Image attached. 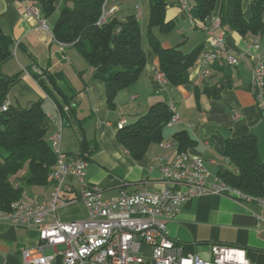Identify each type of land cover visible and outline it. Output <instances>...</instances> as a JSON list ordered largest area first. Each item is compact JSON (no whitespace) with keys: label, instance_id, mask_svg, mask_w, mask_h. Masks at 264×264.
Returning <instances> with one entry per match:
<instances>
[{"label":"crops","instance_id":"crops-1","mask_svg":"<svg viewBox=\"0 0 264 264\" xmlns=\"http://www.w3.org/2000/svg\"><path fill=\"white\" fill-rule=\"evenodd\" d=\"M63 1L59 0L58 11ZM221 1L218 0L211 19L201 22L193 20L190 15L192 2H188L189 9H182L179 0H166V20L174 21L175 28L167 34L154 28L153 33L162 47H177L185 54L199 45L206 48L211 40L208 27L214 19H220ZM253 1H243L246 18L250 16ZM137 5L141 13L138 19L146 65L136 83L119 91L116 107L111 110L107 104L105 82L93 78L94 69L72 45H62L54 40L52 30L58 17L50 27L45 18L38 19L28 14L17 0H0V27L14 41L13 57L2 65V72L7 76L20 73L8 101L13 104L14 100L20 108L40 102L51 120L48 137L62 127V152L65 155L79 153L82 140H86L89 150H95L91 154L85 180L89 185L100 188L105 197H115L122 190L129 193L159 191L163 180L161 166L172 162L177 154L178 146L173 135L180 131L187 132L194 141L187 153L203 160L211 179L217 177L221 169L236 170L224 157L228 140L255 136L259 159L264 161V101H257L252 86L257 54L264 51V34L260 37V49L239 65L225 70L213 68L204 79L193 68L189 81L175 86L164 75L159 76V58L149 43V0H140V3L138 0H106L108 12L115 8L107 19L124 20L137 15ZM41 20H45L48 30L42 28ZM218 32L225 33V48L235 56L246 52L252 43V37L245 39L234 31L221 28ZM44 71L57 75V86L69 97L74 95V109L67 113L66 121L62 119L52 94L34 77L40 75L54 97L62 102ZM222 81L230 83V88L221 92L218 98H212L206 88L215 87ZM158 103L171 106L179 115L180 122L167 126L163 141L153 142L146 156L135 160L117 139L119 125L135 122ZM64 109L67 110V106ZM166 143L170 147L163 148L162 144ZM53 186L54 182L50 181L47 188L33 187L29 196L47 201ZM79 189L76 183L77 194ZM258 213L261 209L255 201L241 202L205 195L185 202L176 219L168 223L167 231L175 242L186 245L188 251L205 258L210 257L211 245L221 244L243 248L252 264H264V222L257 218ZM57 216L65 221L82 220L86 218L87 210L77 197L75 201L59 207ZM39 242L37 228L0 221L3 264H23L22 250L36 248ZM45 254L50 255L52 251L46 249Z\"/></svg>","mask_w":264,"mask_h":264},{"label":"trees","instance_id":"trees-1","mask_svg":"<svg viewBox=\"0 0 264 264\" xmlns=\"http://www.w3.org/2000/svg\"><path fill=\"white\" fill-rule=\"evenodd\" d=\"M17 1L22 3L26 0ZM31 1L36 2L45 19L56 12L59 2ZM105 1L64 0L52 35L59 44L72 45L94 69L93 78L105 82L107 104L114 110L119 91L139 80L146 65V56L142 46L141 24L136 15L124 20L107 19L104 24H98ZM188 1L192 2V19L201 22L211 19L218 3V0ZM243 1H221V28L237 32L245 39L261 37L264 34V0L252 2L248 18ZM166 10V0H149L147 34L149 43L159 58L160 72L168 82L179 86L189 81L195 61L205 46L199 45L186 54L177 47H162L153 29L158 28L165 34L174 30L175 22L166 20ZM13 47V39L4 34L0 27V210L4 212L11 210L12 203L20 200L27 193V188H47L50 173L57 162L48 137L51 120L42 110L40 102H32L30 107L20 108L8 101L10 91L20 76V73L7 76L2 72V65L13 57ZM225 69L227 67L222 68ZM43 74L55 86L63 103L54 97L40 75L36 74L34 77L52 94L62 119L66 121L67 113L74 109V95L69 97L57 86V75L46 71ZM228 88L230 83L222 81L215 87H207L205 91L212 98H218ZM8 102L7 109L2 110ZM65 106L67 110L64 109ZM173 116L174 111L169 105L155 104L138 120L119 128L117 139L133 159H142L153 142L163 141L164 131ZM173 138L177 142L178 152H187L194 144L185 131L175 133ZM88 144L83 139L80 152L69 156L90 162L95 149L89 150ZM224 157L236 170H219L218 177L223 182L245 194L264 196V161L259 159L255 136L228 140ZM185 247L187 248L186 245Z\"/></svg>","mask_w":264,"mask_h":264},{"label":"built area","instance_id":"built-area-1","mask_svg":"<svg viewBox=\"0 0 264 264\" xmlns=\"http://www.w3.org/2000/svg\"><path fill=\"white\" fill-rule=\"evenodd\" d=\"M182 9H189L188 0H179ZM106 4V1H105ZM103 6L98 24L107 20L109 12ZM23 9L36 18L40 10L33 4ZM137 18L140 8L137 5ZM42 21V20H41ZM42 28L48 26L42 21ZM221 21L214 19L208 27L211 40L195 61L194 68L204 79L213 68L235 67L260 49V37L252 39L249 49L239 56L230 54L224 44ZM253 67V93L259 103L264 101V51L257 54ZM163 74H159L162 76ZM9 102L2 110H6ZM171 110L174 109L170 106ZM180 122L174 111L169 126ZM123 124L119 125L121 128ZM62 127L49 138L57 162L50 173L54 182L47 201L25 194L11 205L9 212L0 210V221L39 231V245L22 250L23 264H252L243 248L213 244L210 257L188 251L168 234L167 225L176 219L188 200L218 195L235 201H255L261 209L256 214L264 222V196L253 197L223 182L211 179L200 157L177 152L172 162L161 166L162 188L159 191L129 193L125 190L115 197H105L103 191L89 185L85 172L89 162L62 152ZM163 148L170 144H162ZM80 189L77 194L76 183ZM80 198L87 210L82 220L62 221L58 208ZM62 247V249H60ZM49 249L52 254H45Z\"/></svg>","mask_w":264,"mask_h":264},{"label":"rangeland","instance_id":"rangeland-1","mask_svg":"<svg viewBox=\"0 0 264 264\" xmlns=\"http://www.w3.org/2000/svg\"><path fill=\"white\" fill-rule=\"evenodd\" d=\"M23 2H25V5H28V4H33L35 7H37L38 9H39V7H38V5L36 4V2H34V1H31V0H26V1H23ZM22 2V3H23ZM138 2L140 3V0H138ZM145 3V2H144ZM40 10V9H39ZM58 14H59V11H58V9L56 10V12L54 13V14H52L51 16H49L48 18H46V20H47V24H48V26H50L51 27V24H52V22H53V20H55L56 19V17H58ZM41 17H42V19L44 18L43 16H42V14H41ZM41 19V18H40ZM44 21V20H43ZM14 48V47H13ZM12 99V98H11ZM13 104L14 105H16V103H14V100H13ZM27 190V195H31V192H30V190H32L31 188H27L26 189ZM59 218V217H58ZM60 219V218H59ZM60 220H62V221H65V220H63V219H60ZM60 249H62V247H60Z\"/></svg>","mask_w":264,"mask_h":264},{"label":"water","instance_id":"water-1","mask_svg":"<svg viewBox=\"0 0 264 264\" xmlns=\"http://www.w3.org/2000/svg\"><path fill=\"white\" fill-rule=\"evenodd\" d=\"M0 264H3V261H2V259H1V257H0Z\"/></svg>","mask_w":264,"mask_h":264}]
</instances>
